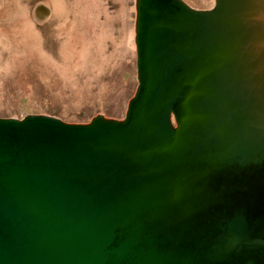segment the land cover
I'll return each mask as SVG.
<instances>
[{
    "label": "water",
    "instance_id": "water-1",
    "mask_svg": "<svg viewBox=\"0 0 264 264\" xmlns=\"http://www.w3.org/2000/svg\"><path fill=\"white\" fill-rule=\"evenodd\" d=\"M264 0H134L121 119L0 117V264H264Z\"/></svg>",
    "mask_w": 264,
    "mask_h": 264
},
{
    "label": "rangeland",
    "instance_id": "rangeland-1",
    "mask_svg": "<svg viewBox=\"0 0 264 264\" xmlns=\"http://www.w3.org/2000/svg\"><path fill=\"white\" fill-rule=\"evenodd\" d=\"M29 1L0 0V117L45 114L68 123H86L97 114L121 119L136 86L134 0ZM182 1L196 9L213 4ZM82 5L92 6L100 19L95 35L106 51L100 59L108 63L106 72L93 76L86 72V16L78 13ZM26 24L36 29L44 52L58 61V56L66 57L68 63L18 62V55L9 62L8 52L22 39Z\"/></svg>",
    "mask_w": 264,
    "mask_h": 264
},
{
    "label": "bare ground",
    "instance_id": "bare-ground-1",
    "mask_svg": "<svg viewBox=\"0 0 264 264\" xmlns=\"http://www.w3.org/2000/svg\"><path fill=\"white\" fill-rule=\"evenodd\" d=\"M32 1L33 0L29 1L28 3L31 4ZM23 13L24 16H27V10H24ZM78 13L83 16L84 15L86 16V72L92 74V76L97 75L96 72L98 73L106 72L108 63H103L102 60L100 59L106 53V51L99 46L103 42V39L96 38L97 36L95 35L96 29H99L101 26L100 19L93 10V7L90 5H82V7L78 10ZM257 15L258 18H260V21L264 22V3ZM26 26H27L25 27L26 32L22 36L20 42H18V44L15 47L10 48L8 52L11 59L9 60V62L14 63L15 61L14 57L15 55H18L19 57L18 62L29 61V62H42V63H58V62L68 63L66 57L60 58V56H58L59 57L58 58L59 61H58L56 58L49 56L46 52H44L41 49L39 37L37 36V33H35L36 29L32 28L29 24L28 25L26 24ZM110 60H112V58H110Z\"/></svg>",
    "mask_w": 264,
    "mask_h": 264
}]
</instances>
